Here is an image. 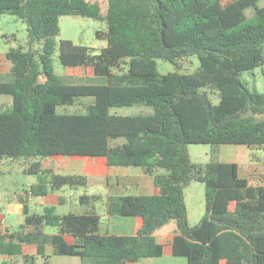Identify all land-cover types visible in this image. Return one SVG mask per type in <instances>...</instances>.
<instances>
[{
  "label": "trees",
  "instance_id": "trees-1",
  "mask_svg": "<svg viewBox=\"0 0 264 264\" xmlns=\"http://www.w3.org/2000/svg\"><path fill=\"white\" fill-rule=\"evenodd\" d=\"M260 2L0 0V16L16 15L28 30V48L11 47L12 67L0 70V163L36 159L27 168L40 178L31 192L44 196L48 176L58 187L89 185L84 174L55 173L58 156L103 157L109 167H140L153 176L150 194L110 195L108 218L89 209L58 213L55 205L30 212L20 196L25 210L15 223L21 230L0 236V254L28 263L35 246L41 256L132 264L164 254L155 232L174 219L179 234L172 253L188 264H264V165L225 162L219 152L231 144L264 150V118H257L264 93L240 79L264 65ZM62 15L107 22L96 36L108 45L94 52L58 42ZM57 48L63 73L54 72ZM192 56L199 58L197 70L160 75L158 59L180 68ZM124 63L127 71L116 75ZM205 87L219 91V104ZM77 100L86 101L84 112L58 111ZM199 143L213 147L205 164L190 156L189 145ZM193 181L206 186L205 212L190 226L186 189Z\"/></svg>",
  "mask_w": 264,
  "mask_h": 264
},
{
  "label": "rangeland",
  "instance_id": "rangeland-1",
  "mask_svg": "<svg viewBox=\"0 0 264 264\" xmlns=\"http://www.w3.org/2000/svg\"><path fill=\"white\" fill-rule=\"evenodd\" d=\"M259 6H264V0H261ZM254 8L247 10L248 17L252 16ZM60 35L57 37L59 42L62 39L72 40L76 44L87 45L94 49V52L104 47V40L98 39L97 31L108 30L107 22L81 15H62L59 21ZM28 48V30L27 24L16 15L5 13L0 16V63L1 70L6 71L5 64H11L6 53L11 47ZM158 70L160 75H165L171 71L180 73H190L200 67V61L197 56L189 57L181 62L180 68H177L169 61L158 59ZM53 65L55 73H63L64 66L59 58V49L57 48L53 55ZM127 71V64L115 69L116 75L122 76ZM240 79L252 92L264 93V65L254 70L243 71ZM120 80L114 78L113 82ZM214 105L219 104V91L216 88L205 87ZM87 103L84 100H77L75 105H66L58 108L59 112L74 113L84 112ZM124 112H128L127 110ZM258 119L264 118V113L257 116ZM236 148H241L242 153L247 156L249 163H255L254 168H261L264 165V150L250 148L246 145H220L219 152L223 160L235 159L232 152ZM211 144H190L189 151L194 163L205 164L211 159ZM33 157L11 158L4 157L0 163V236L11 234L21 230V226L15 223V215L23 213L25 204L18 198L24 196L30 212H43L44 205H55L58 213L68 211L78 212L89 209L108 218L107 198L112 194L126 193H145L152 185L151 175L147 174L139 167L117 166L109 167L104 158L95 157H56L57 167L55 173L60 174H84L90 180L89 185H63L60 188L54 187L49 183L48 176V196L38 195L31 192L32 185L40 182L36 175L28 174V165L34 161ZM238 161V160H237ZM240 161V160H239ZM246 161V160H243ZM253 168V169H254ZM136 182H142L144 185L139 188ZM61 189V190H60ZM60 190V191H59ZM59 191V192H58ZM69 195H65L64 192ZM206 186L199 181H193L186 189V201L189 209L190 226L196 225L203 217L205 212ZM88 198L89 203H83V198ZM48 232H53L55 228L46 226ZM179 234L177 223L171 219L166 225L155 232L158 240L165 245L164 254L160 257H151L140 259L138 263L133 264H188L187 258L177 257L172 253L171 238ZM32 258L28 263L20 255L0 254V264H95L94 258L82 260L78 256L54 255L41 256L36 252V247L30 248Z\"/></svg>",
  "mask_w": 264,
  "mask_h": 264
},
{
  "label": "crops",
  "instance_id": "crops-1",
  "mask_svg": "<svg viewBox=\"0 0 264 264\" xmlns=\"http://www.w3.org/2000/svg\"><path fill=\"white\" fill-rule=\"evenodd\" d=\"M104 40V47H106L107 45H108V41L106 40V39H103ZM2 64L3 63H0V70H1V68H2ZM5 64V68H8V70H6V71H9L10 69H11V67H12V62H11V64L9 63V64H6V63H4ZM1 71H3V70H1ZM6 71H4V72H6ZM233 153H234V155H235V158L238 160H235V159H229V160H227V161H225V160H223V161H225V162H229V163H242V164H246V165H248L249 166V168H251V169H253L255 166H256V164L255 163H249L248 161H247V156L246 155H244V153H242V149L241 148H236V149H234L233 151H232ZM97 158H103V157H97ZM105 159V161H106V163H107V160H106V158H104ZM240 160V161H239ZM243 160H246V161H243ZM117 167V166H116ZM140 168V167H139ZM142 170H144L147 174H149V175H151V179H152V185H151V188H150V190L148 191V192H145V193H126V194H135V195H143V194H150L151 193V191H152V186H153V176H152V174H150V172H148L146 169H143V168H141ZM89 183L91 184V180L89 179ZM137 184L136 185H139V188H141L144 184L142 183V182H136ZM54 186V185H53ZM54 187H56V188H60V187H58V186H54ZM61 190V189H60ZM59 190V191H60ZM58 191V192H59ZM64 192V191H63ZM64 194L65 195H69V193L68 192H64ZM112 195H125V194H112ZM110 196V195H109ZM108 196V197H109ZM175 236V235H174ZM173 236V237H174ZM172 237V238H173ZM172 238H171V240H172ZM135 263H138V262H135ZM133 264V263H132Z\"/></svg>",
  "mask_w": 264,
  "mask_h": 264
},
{
  "label": "built area",
  "instance_id": "built-area-1",
  "mask_svg": "<svg viewBox=\"0 0 264 264\" xmlns=\"http://www.w3.org/2000/svg\"><path fill=\"white\" fill-rule=\"evenodd\" d=\"M0 223H1V218H0Z\"/></svg>",
  "mask_w": 264,
  "mask_h": 264
}]
</instances>
